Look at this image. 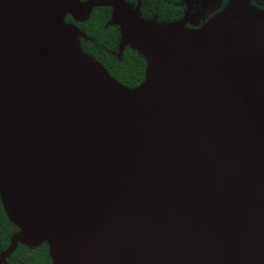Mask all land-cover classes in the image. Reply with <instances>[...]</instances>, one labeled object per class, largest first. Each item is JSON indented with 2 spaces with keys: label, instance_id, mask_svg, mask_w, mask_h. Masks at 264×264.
Masks as SVG:
<instances>
[{
  "label": "water",
  "instance_id": "obj_1",
  "mask_svg": "<svg viewBox=\"0 0 264 264\" xmlns=\"http://www.w3.org/2000/svg\"><path fill=\"white\" fill-rule=\"evenodd\" d=\"M110 8L144 59L129 86L85 52ZM0 204L51 264H264V9L199 28L125 0H0Z\"/></svg>",
  "mask_w": 264,
  "mask_h": 264
},
{
  "label": "flooded vegetation",
  "instance_id": "obj_2",
  "mask_svg": "<svg viewBox=\"0 0 264 264\" xmlns=\"http://www.w3.org/2000/svg\"><path fill=\"white\" fill-rule=\"evenodd\" d=\"M127 4L136 9L140 16L144 19L154 20L157 23H172L181 21L185 27L199 28L210 18L217 15L227 3V0H125ZM251 3L264 9V0H250ZM106 6H95L91 9L90 15L84 21H77L72 16L66 15L65 21L75 24L83 36L80 35V44L85 52L93 56L99 61L109 72L110 75L115 77L120 82L129 85L130 81H121L125 77L123 66L119 62L125 61L126 53L133 50L132 48L125 46L122 52L118 51L119 42V30L116 26L108 24L110 17V8L108 7L107 19L105 20V26H114L117 31V37L112 47H107L104 44L98 43L92 36L88 35L84 27L94 16V11L97 8ZM134 51V50H133ZM138 53V52H137ZM140 55V54H139ZM145 65V62H144ZM144 69V67H143ZM143 75V74H142ZM140 82V81H139ZM138 82V83H139ZM130 86V85H129ZM35 249V248H34ZM32 248L29 249L32 252ZM15 251V250H14ZM13 251V252H14ZM28 251H25L24 256L26 258ZM10 257V256H9ZM8 257V258H9ZM7 264L8 263V260Z\"/></svg>",
  "mask_w": 264,
  "mask_h": 264
},
{
  "label": "trees",
  "instance_id": "obj_3",
  "mask_svg": "<svg viewBox=\"0 0 264 264\" xmlns=\"http://www.w3.org/2000/svg\"><path fill=\"white\" fill-rule=\"evenodd\" d=\"M108 7H100L94 11V16L86 23L84 30L92 36L98 43L107 47H112L117 37V31L114 26H105L107 19ZM125 61L119 62L124 68L125 77L121 81H130L129 85H136L143 74L144 59L135 50L129 51L124 56ZM16 227L8 221L0 204V252L4 250L8 243L12 232ZM29 247L18 244L15 251L7 258L9 264H51L45 244L29 251ZM25 251H28L26 258L21 259Z\"/></svg>",
  "mask_w": 264,
  "mask_h": 264
}]
</instances>
